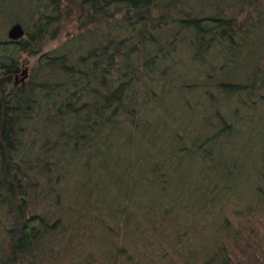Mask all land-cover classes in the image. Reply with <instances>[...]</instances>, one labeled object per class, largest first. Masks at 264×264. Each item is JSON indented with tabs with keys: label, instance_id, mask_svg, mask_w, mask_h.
I'll list each match as a JSON object with an SVG mask.
<instances>
[{
	"label": "trees",
	"instance_id": "1",
	"mask_svg": "<svg viewBox=\"0 0 264 264\" xmlns=\"http://www.w3.org/2000/svg\"><path fill=\"white\" fill-rule=\"evenodd\" d=\"M14 24L0 77L36 59L0 83V264L93 225L115 260L264 264V0H0Z\"/></svg>",
	"mask_w": 264,
	"mask_h": 264
},
{
	"label": "rangeland",
	"instance_id": "2",
	"mask_svg": "<svg viewBox=\"0 0 264 264\" xmlns=\"http://www.w3.org/2000/svg\"><path fill=\"white\" fill-rule=\"evenodd\" d=\"M10 26H5L0 30V37L6 38V32ZM66 33L72 34L73 27L69 25L65 29ZM65 32L59 34V40L48 42L46 46L42 49V52L50 51L55 49L59 43L65 38ZM36 58H28L26 56H22L19 60L18 73L16 74L19 78V72L22 69L27 71V76L29 75L31 68L35 62ZM2 77V76H1ZM8 85L7 88H9ZM210 111V108H208ZM197 132H202V128L198 125L195 128ZM249 184H241L240 185V194L246 195L248 194ZM246 193V194H245ZM233 223V221H232ZM93 225L91 229H83L80 231H76L75 234L70 235L68 240H63L61 244L54 243L52 244V249L49 254L50 263L49 264H139L136 261L140 262V253L139 251H143L140 244H136L133 241H129L127 245V251L125 252L124 257L115 258L114 251H109V244L103 243L106 239V235L101 233V229L95 227ZM244 227V224L242 225ZM245 227H250L255 233L256 239L260 241L261 246L264 248V214L263 215H255V217H249V222ZM2 238V234L0 233V241ZM115 241L111 240V247ZM117 244L120 246L121 241L118 240ZM124 254V253H123ZM167 255L172 259V261L176 262V264H180L178 259L171 253L167 251ZM112 257V259L110 258ZM243 259V258H241ZM157 259L155 258V262ZM46 260H41L39 264H46ZM143 264V263H141Z\"/></svg>",
	"mask_w": 264,
	"mask_h": 264
},
{
	"label": "water",
	"instance_id": "3",
	"mask_svg": "<svg viewBox=\"0 0 264 264\" xmlns=\"http://www.w3.org/2000/svg\"><path fill=\"white\" fill-rule=\"evenodd\" d=\"M23 36L22 28L18 24L10 26L6 32V38L9 41H16ZM27 77V71L22 69L19 72V78L17 75H4L0 77V83L5 81H12L13 84L22 83Z\"/></svg>",
	"mask_w": 264,
	"mask_h": 264
}]
</instances>
